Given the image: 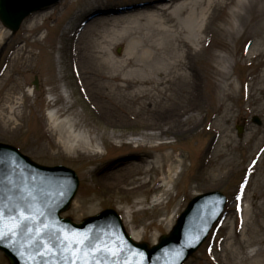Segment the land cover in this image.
I'll use <instances>...</instances> for the list:
<instances>
[{"label":"rangeland","instance_id":"1","mask_svg":"<svg viewBox=\"0 0 264 264\" xmlns=\"http://www.w3.org/2000/svg\"><path fill=\"white\" fill-rule=\"evenodd\" d=\"M261 9L264 0H62L27 17L14 34L0 21V142L18 146L41 164H63L77 172L80 184L65 216L80 221L106 208L116 209L123 220L125 215L132 220L141 230L139 240L149 245L172 230L195 195L222 191L228 200L225 213L185 264H238L239 258L227 256L226 246L235 239H254L257 215L262 231L256 238L263 242L247 244L244 251L251 255L264 249ZM142 10L162 16L175 33L187 30L189 38L197 32L186 27L201 22L200 42H190V50L182 48L187 56L176 67L156 70L164 61H153L152 55L153 68L145 67L141 74L145 83L138 81V73L123 76L121 71L141 68L150 55L142 61L127 60L118 74H111L110 68V73L95 76L108 97H100L87 76L83 87L77 70L84 62L76 56L81 45L90 44V35L95 36L85 30L89 21L106 11L109 18ZM36 20L41 27L32 31ZM122 36L106 45L119 59L127 57L130 43V37ZM28 51L34 60L25 66ZM89 54L97 64L101 53L92 48ZM113 74L119 77L113 79ZM140 87L146 91L135 92ZM12 88L17 91L9 99ZM53 108L60 110L61 119H73L76 130L89 134L92 144L60 142L47 114ZM165 153L174 155L172 173L163 167ZM132 163L145 170L129 171ZM261 262L263 258L256 264ZM0 264H9L2 251Z\"/></svg>","mask_w":264,"mask_h":264},{"label":"water","instance_id":"2","mask_svg":"<svg viewBox=\"0 0 264 264\" xmlns=\"http://www.w3.org/2000/svg\"><path fill=\"white\" fill-rule=\"evenodd\" d=\"M60 1L0 0V20L15 33L28 15ZM34 84L38 85V81ZM78 186L74 169L66 165H42L17 147L0 142V208L4 210L0 228L16 233L0 237V249L10 264H69L72 256L66 251L69 245L63 241L74 244L85 237L118 253L89 257L99 259L101 264H183L204 241L226 202L217 190L194 197L173 230L150 247L129 236L120 215L112 208L81 222L62 216ZM12 209H19L33 219L15 229L18 213Z\"/></svg>","mask_w":264,"mask_h":264},{"label":"bare ground","instance_id":"3","mask_svg":"<svg viewBox=\"0 0 264 264\" xmlns=\"http://www.w3.org/2000/svg\"><path fill=\"white\" fill-rule=\"evenodd\" d=\"M261 1V0H260ZM215 3L220 5V1H216ZM216 4V6H217ZM160 9V8H159ZM165 9V8H164ZM125 11V10H124ZM175 10L172 11L175 12ZM260 11L264 12V9H261ZM109 11H106L103 13V15L92 18V20L89 21V24L86 25L85 30L87 32L91 31L92 36L90 35V44L87 46H83V48L80 47V52L77 51V56L78 58L79 55V60H83L84 65L82 64L81 69L78 67L77 73L80 74L81 76L83 75V78H81V82L83 84V87H85V82H84V76H87V80L90 83L91 79L96 80L95 76H100V75H106L110 73L108 69L111 70L114 74L120 73L119 70L121 67L124 68V64L127 60H133V61H142L143 58H147V55H150V59H148V62H143L141 65V68H131L128 69L127 72H124L122 69L121 73L123 76L126 74H131L132 73H138L139 78L138 81L140 83H145V79L141 74H145L146 68L145 67H151L154 66V63L151 60L152 55L154 56L153 61L158 60H163L164 62H161L160 65L156 67L157 68H162L166 69L170 64H173L174 67L176 65L183 64V58L187 56L184 55L185 52L182 50V48L185 46L189 48V43L192 42L194 45L200 42V34L201 32V27L202 24L201 22H197L195 26L188 25L186 29H192L195 28L197 34H194V38L188 36L186 31L179 33H175L172 29L168 28L165 26V22L163 20V17L157 15L156 13L152 11H147V10H142L136 13H133L131 15H125V14H119V15H109V18L106 17L108 16L107 13ZM119 11H115V13H118ZM126 12V11H125ZM206 13V10H203V14ZM110 21V22H109ZM109 22V23H108ZM101 25H105L102 30H99L98 28H101ZM41 27L40 23L36 20L34 28L31 30L33 31L34 29H39ZM97 28V29H96ZM96 30H98L96 32ZM184 33V35H183ZM179 34V35H177ZM130 37V43H129V48L127 49V57L125 59L121 58H116L111 56L109 54L108 49L106 48V45L110 43V41L113 42H118L119 40H122L123 36ZM184 37H181V36ZM180 37V38H179ZM47 38V35L46 37ZM37 39L35 40V42ZM154 45H159L158 48H155ZM149 46V49H148ZM77 48V45L75 46ZM95 49L96 51L100 52L101 54H97L98 58V63H95V60L93 61L91 59V55L89 52L91 49ZM24 50V47H22L15 55V60L19 59L21 52ZM182 50V53H181ZM76 51V50H75ZM89 51V52H88ZM88 55V58L85 59ZM174 58L177 59H173ZM161 57V58H160ZM25 58V66H29L31 61L34 60L33 54L31 51H28V55L24 56ZM158 62V61H157ZM157 62L155 65H157ZM146 65V66H145ZM100 66L101 68H98ZM135 66V65H134ZM24 70V69H23ZM89 72L93 74H89ZM113 74V79L115 77H119V75H114ZM94 75V76H93ZM112 76V75H110ZM183 78H185L184 74H182ZM108 83V82H107ZM95 89L97 90L96 93L100 97H108L110 93H107L105 91V86H103V82H98L96 81L95 84ZM86 88V87H85ZM108 91V88L106 89ZM17 91V88H12L9 89V99H11L12 95L15 94ZM139 91H146L144 88H139L135 92ZM95 93V92H94ZM162 93V92H161ZM85 95L90 96L89 90H85ZM131 95H133L131 93ZM12 109V106H9ZM73 107H71L72 109ZM59 109L53 108L48 110V117L50 121L53 123V125L56 127L58 130L57 132L59 133V140L66 146H68L70 143H75L79 142L81 140L83 144L90 145L92 144V140L89 136V134H86L84 130H76V124L73 122V119L65 117L64 119L60 118L59 115ZM161 112H163L160 116L164 117V114L167 112L163 111V108L161 109ZM74 114V113H73ZM97 148L99 149V145L97 144ZM163 160L164 164L163 167L167 168V173H172L175 170V159L174 155L172 153H165L163 154ZM177 160V159H176ZM224 164V162H223ZM220 167V166H219ZM145 170V167L143 165H140V163H132L129 167V171H135V172H141ZM143 173V172H142ZM145 185L141 186L140 188H137L135 192H140L141 188L144 187ZM258 216V215H257ZM255 216L254 221L252 223V229L254 233V237H258V233L262 231V227L260 224H258V218ZM124 222L128 229L130 230L132 236L136 239H140L141 236V230L135 229L134 225L131 223L132 220L125 215L124 216ZM248 231L246 232V229L244 230L243 234H247ZM253 239V237H249V239H245L244 241H238L237 239L233 240L232 243H228V246H226L227 249V256L232 258V259H237L239 258L238 264H256L257 262L261 261V258L264 259V249H256L255 252H253L251 255H246L244 249L245 246L248 245H255L258 244L259 242H263L260 238ZM225 250V249H224ZM261 262L260 264H262Z\"/></svg>","mask_w":264,"mask_h":264},{"label":"snow or ice","instance_id":"4","mask_svg":"<svg viewBox=\"0 0 264 264\" xmlns=\"http://www.w3.org/2000/svg\"><path fill=\"white\" fill-rule=\"evenodd\" d=\"M239 199V197H237ZM13 212H17L18 215L15 217V225L14 228L18 229L24 222L33 219L31 215H24L23 211L19 209H12ZM4 210L0 208V221L3 220ZM13 219L12 217L9 218ZM15 230H9L5 232L2 228H0V237L15 235ZM63 243L65 245H69L66 248V251L72 256L69 264H101L99 259H89V257H98L102 253L117 255L118 253L110 250L107 246L99 241H91L88 237L83 238L80 241L75 242L74 244L68 240H64ZM78 249V250H77ZM49 251H51L49 249Z\"/></svg>","mask_w":264,"mask_h":264}]
</instances>
